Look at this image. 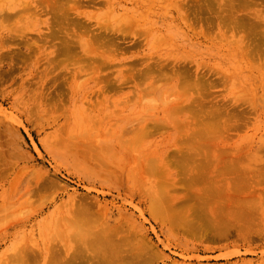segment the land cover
<instances>
[{"label": "rangeland", "instance_id": "1", "mask_svg": "<svg viewBox=\"0 0 264 264\" xmlns=\"http://www.w3.org/2000/svg\"><path fill=\"white\" fill-rule=\"evenodd\" d=\"M0 264H264V0H0Z\"/></svg>", "mask_w": 264, "mask_h": 264}, {"label": "bare ground", "instance_id": "2", "mask_svg": "<svg viewBox=\"0 0 264 264\" xmlns=\"http://www.w3.org/2000/svg\"><path fill=\"white\" fill-rule=\"evenodd\" d=\"M149 163L151 164H149L150 165V167H149V169L151 168V166H152V168L150 169L151 171H152V173H154V170H153V164L149 161ZM158 195V194H157ZM158 199H159V197H158ZM159 200H161V198L159 199ZM160 208V207H159Z\"/></svg>", "mask_w": 264, "mask_h": 264}]
</instances>
